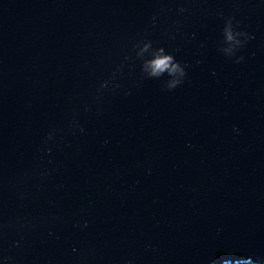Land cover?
<instances>
[{
	"label": "water",
	"instance_id": "95a60500",
	"mask_svg": "<svg viewBox=\"0 0 264 264\" xmlns=\"http://www.w3.org/2000/svg\"><path fill=\"white\" fill-rule=\"evenodd\" d=\"M0 264H264V0H0Z\"/></svg>",
	"mask_w": 264,
	"mask_h": 264
},
{
	"label": "clouds",
	"instance_id": "9594fccd",
	"mask_svg": "<svg viewBox=\"0 0 264 264\" xmlns=\"http://www.w3.org/2000/svg\"><path fill=\"white\" fill-rule=\"evenodd\" d=\"M228 39L232 40V36L229 34ZM162 51V50H161ZM242 59V58H241ZM148 67L152 69V75H159L161 72L167 70L169 74L179 73L181 77L185 76V72L179 67L178 64L173 63V57L168 56H157L153 61L149 62ZM182 80L175 81L169 85V89L176 88Z\"/></svg>",
	"mask_w": 264,
	"mask_h": 264
}]
</instances>
